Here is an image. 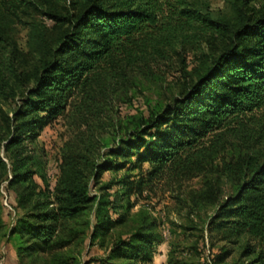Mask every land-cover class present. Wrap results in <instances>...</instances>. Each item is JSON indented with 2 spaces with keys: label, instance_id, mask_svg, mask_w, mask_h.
<instances>
[{
  "label": "trees",
  "instance_id": "16d2710c",
  "mask_svg": "<svg viewBox=\"0 0 264 264\" xmlns=\"http://www.w3.org/2000/svg\"><path fill=\"white\" fill-rule=\"evenodd\" d=\"M196 1L72 0L74 9L66 12L41 9L50 26L59 27L57 34L50 38L41 31V49L30 73L32 85L12 114L0 107V169H6L3 147L12 160L9 186H24L21 205L46 193L45 189L37 191L36 171L23 142L34 140L66 110L76 93L89 94L98 70L128 53L137 36L163 26L211 29L225 36L226 42L182 94L140 116L107 148L101 161L88 164L78 151L64 156L60 176L48 190L52 199H36L32 210L12 228L20 264L35 254L65 247L68 241L57 237L59 228L95 199L91 237L108 232L121 218H113L109 199L92 194L90 187L107 170L128 164L141 169L144 163L148 168L143 175L121 179L125 194L141 192L168 173H215L214 178H205L208 190L198 195L215 205L208 231L226 241L214 264L231 255L241 238L245 243L232 264H264V6L230 0L233 16L225 18L201 12ZM33 4L32 0H0V96L6 94L10 77H21L13 59L7 57L12 44L7 27L23 7ZM93 104L87 105L90 110L92 106L100 109L97 102ZM222 177L230 181L226 194L219 181ZM1 210L0 202V228ZM156 226L155 220H145L130 237L117 241L107 258L98 261L109 264L111 259H125L126 264H133L138 259L151 260L158 240Z\"/></svg>",
  "mask_w": 264,
  "mask_h": 264
},
{
  "label": "rangeland",
  "instance_id": "374dc122",
  "mask_svg": "<svg viewBox=\"0 0 264 264\" xmlns=\"http://www.w3.org/2000/svg\"><path fill=\"white\" fill-rule=\"evenodd\" d=\"M32 1L34 4L23 7L19 17L7 27L12 43L7 57L13 59L14 68L21 73L20 78L16 74L10 77L6 94L0 96V107L10 114L33 83L30 73L41 49V31L54 38L59 29L50 26L41 9L53 7L62 12L74 9L72 0ZM195 4L201 12L213 17L233 16L230 0H197ZM249 5L264 6V0H249ZM225 42V36L211 29L171 30L163 26L137 36L128 53L118 55L98 70L89 94L76 93L66 110L45 125L34 140L23 142L26 153L32 157L34 176L39 184L37 191L46 190L44 195H36L23 205L19 197L24 186H9L12 160L1 147L6 169H0V264L8 249L16 250L17 238L12 228L17 220L32 210L33 202L39 197L52 199V192L48 190L53 189L60 176L65 155L78 151L88 164L101 161L107 148L114 146L140 116H147L152 108L163 106L182 94ZM94 102L100 109H94ZM91 104L90 110L87 105ZM147 168L148 164L144 163L141 169H133L128 164L107 170L101 174L99 182L90 187L92 194L109 199L111 216L121 218L108 232L91 237L95 199L59 228L57 237L68 241L65 247L35 254L27 258L25 264H101L98 259L107 258L117 241L130 237L145 220L151 219L157 223L154 231L158 235L152 258L149 261L138 259L133 264H214L215 256L226 246V241L215 231H208L207 222L215 205L198 195L208 190L205 178H214L215 173L209 176L168 173L153 180L151 186L141 192L125 194L121 179H137ZM89 175L91 179V171ZM219 181L226 194L230 181L225 177ZM107 184L109 187L103 188ZM244 243L245 238H241L233 245V253L220 264L237 261ZM126 263L125 259H111L109 264Z\"/></svg>",
  "mask_w": 264,
  "mask_h": 264
},
{
  "label": "crops",
  "instance_id": "0c3cea01",
  "mask_svg": "<svg viewBox=\"0 0 264 264\" xmlns=\"http://www.w3.org/2000/svg\"><path fill=\"white\" fill-rule=\"evenodd\" d=\"M2 264H20L18 262L17 252L15 249H8L3 257Z\"/></svg>",
  "mask_w": 264,
  "mask_h": 264
}]
</instances>
